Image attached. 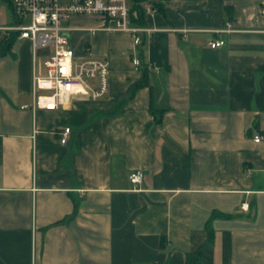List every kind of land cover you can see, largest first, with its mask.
I'll return each instance as SVG.
<instances>
[{"label":"crops","instance_id":"crops-1","mask_svg":"<svg viewBox=\"0 0 264 264\" xmlns=\"http://www.w3.org/2000/svg\"><path fill=\"white\" fill-rule=\"evenodd\" d=\"M134 5L151 30L136 49L158 67L144 86L131 34L91 33L94 17L64 25L75 56L109 62L104 98L22 108L52 50L16 39L0 55V264H183L199 249L200 264H264V0Z\"/></svg>","mask_w":264,"mask_h":264},{"label":"built area","instance_id":"built-area-1","mask_svg":"<svg viewBox=\"0 0 264 264\" xmlns=\"http://www.w3.org/2000/svg\"><path fill=\"white\" fill-rule=\"evenodd\" d=\"M12 12V24L0 27L7 32L17 34V40H28L32 53L39 48H51L52 52L45 62V72L32 79V103L22 108L56 110L67 107L75 97L101 99L109 91V62L97 58L86 51L77 57L70 44V26L64 22L73 16H88L100 20L102 26L88 29L97 31L127 32L132 36L135 47L131 54L134 68H145L152 75L158 73V67L150 60H144L136 49L141 44L142 35L149 28L138 26L130 20L129 0H4ZM147 13L151 9L146 10ZM264 13V8H263ZM224 32H233L230 22L225 24ZM224 45L223 40L208 43L212 49ZM70 129L64 128L58 133V141L65 144ZM262 136H254L259 142ZM129 182L137 189L144 174L140 170L129 174ZM247 203L241 205L247 208Z\"/></svg>","mask_w":264,"mask_h":264},{"label":"trees","instance_id":"trees-1","mask_svg":"<svg viewBox=\"0 0 264 264\" xmlns=\"http://www.w3.org/2000/svg\"><path fill=\"white\" fill-rule=\"evenodd\" d=\"M226 10L228 11V13H231L232 11L231 8L229 7ZM142 15H143V11L140 8H138L136 5L130 8V20L132 23L137 24V25H142L143 24ZM16 36H17L16 33L9 32L5 42L0 47V55H5L6 53L9 52L10 48L13 46L16 40ZM142 74H143V79L136 87L144 86L147 83V75L149 74V72L145 68H143ZM163 242H164V239L162 238L161 244H163ZM200 257H201V249L195 252H187L184 255L183 264H200L201 263Z\"/></svg>","mask_w":264,"mask_h":264},{"label":"rangeland","instance_id":"rangeland-1","mask_svg":"<svg viewBox=\"0 0 264 264\" xmlns=\"http://www.w3.org/2000/svg\"><path fill=\"white\" fill-rule=\"evenodd\" d=\"M0 16L3 18V23L7 26L12 24V12L8 4L4 0H0Z\"/></svg>","mask_w":264,"mask_h":264}]
</instances>
